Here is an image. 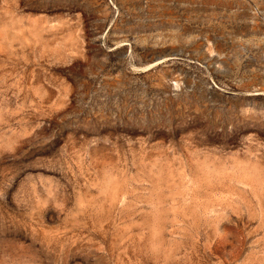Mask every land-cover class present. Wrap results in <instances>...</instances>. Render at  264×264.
<instances>
[{
  "label": "rangeland",
  "instance_id": "obj_1",
  "mask_svg": "<svg viewBox=\"0 0 264 264\" xmlns=\"http://www.w3.org/2000/svg\"><path fill=\"white\" fill-rule=\"evenodd\" d=\"M0 264H264V0H0Z\"/></svg>",
  "mask_w": 264,
  "mask_h": 264
}]
</instances>
